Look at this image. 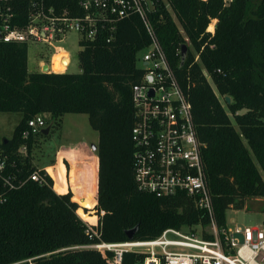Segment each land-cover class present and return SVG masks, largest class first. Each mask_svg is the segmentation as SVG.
<instances>
[{
  "label": "trees",
  "instance_id": "16d2710c",
  "mask_svg": "<svg viewBox=\"0 0 264 264\" xmlns=\"http://www.w3.org/2000/svg\"><path fill=\"white\" fill-rule=\"evenodd\" d=\"M69 2L76 0L61 4ZM153 5L158 39L204 144L213 218L222 228L228 208L264 198V0H153ZM212 19L217 21L210 31ZM109 35L105 27L93 40H80L78 73L30 72L27 45L0 42V112L21 115L12 135L0 140L6 155L0 177V199H5L0 200V264H113L114 250L91 245L129 240L131 229L133 240H148L166 228H204L211 221L185 191L157 196L139 188L132 86L143 76L137 56L150 39L137 15L117 21ZM183 44L188 49L180 64ZM39 113L49 114L53 126L66 113L87 114L98 132V172L96 157H86L81 178L76 159L59 152L57 163L46 167L52 177L41 168L44 182L27 180L38 169L32 161L37 136L22 134ZM24 143L25 153L19 150ZM63 159L70 162L68 176ZM93 206L97 216L83 209ZM203 236L212 238L205 231ZM146 256L126 251L120 264H152Z\"/></svg>",
  "mask_w": 264,
  "mask_h": 264
},
{
  "label": "built area",
  "instance_id": "2783aa9c",
  "mask_svg": "<svg viewBox=\"0 0 264 264\" xmlns=\"http://www.w3.org/2000/svg\"><path fill=\"white\" fill-rule=\"evenodd\" d=\"M61 1L64 0H0V42L25 43L27 50L30 43H37L39 49L54 48L57 53L61 49L54 44L62 42L71 31L79 34L80 42L82 39L93 40L99 29L106 27L110 39L117 21L139 16L150 42L138 59L143 76L132 86L136 113L132 128L135 179L141 190L157 196L185 191L211 218L204 228L201 225L186 229L166 228L154 239L101 241L91 246L102 252L114 250L116 264H120L124 252L132 250L146 252L145 262L152 264H264V224L261 227L239 224L230 227L226 224L218 228L213 218L202 157L204 144L198 138L191 104L158 39L150 14L153 0H76L66 5ZM68 65L67 57L62 72ZM44 66H47L46 72H54L52 62L51 66L41 63L39 71L43 72ZM204 74L212 82L210 74L207 71ZM46 114H36L27 121L22 134L24 139L42 134L48 126ZM19 150L25 153L26 144ZM5 167L6 155L0 150V177H3ZM29 179L44 182L40 169L28 175ZM203 231L212 238L203 236Z\"/></svg>",
  "mask_w": 264,
  "mask_h": 264
},
{
  "label": "rangeland",
  "instance_id": "374dc122",
  "mask_svg": "<svg viewBox=\"0 0 264 264\" xmlns=\"http://www.w3.org/2000/svg\"><path fill=\"white\" fill-rule=\"evenodd\" d=\"M168 8L171 11L174 20L179 25V22L169 5ZM216 21H217L216 19L211 20L208 26V30H210L209 27L211 24H213V29L210 31L214 30V22L216 23ZM79 39H80L79 34L74 31H71L67 33L65 39L62 42H57L54 44L56 47L58 46L57 48L62 49V51L60 52L68 53L69 65L67 66L66 71L69 73H78L81 71L78 55L82 47L79 44ZM39 48L40 46L37 43H30L28 45L27 68L28 71L30 72L39 71V67L41 63H47L49 66H51L52 57H53L52 55L56 53V49L54 48H51L50 50H44V49L42 50ZM142 52L143 51H139L137 56L138 59L141 58ZM42 54L43 56H41ZM137 64L141 65L140 60H137ZM53 67L54 66L52 64V69ZM210 83L213 89L216 91L214 84L212 82ZM219 98L221 102L225 105L223 97L219 96ZM20 117L21 115L18 112H0V140L3 137H10L12 135L13 129L20 120ZM46 119L48 123H50V125L53 124V121L50 118L49 114H46ZM58 124L59 125L56 126L52 125L51 131L46 136L39 135L36 137V144L32 149V161L33 164H35V166H37L38 169H41V167L45 165H48L46 167H49L50 165L54 166L57 163V157L59 152H61V154L66 156L70 155L75 157V155L77 154V152L75 151H77L78 149L77 144L79 143H81L80 145L86 143L87 147H85L86 145L84 146L86 150L89 151L90 153L91 152L94 153L91 150L90 143L93 142L94 144H96L98 140V132L90 126L87 114L66 113L61 117V124L60 123ZM62 145L64 147L66 145L67 146L70 145L68 147L69 151L67 153L64 149H61ZM71 147L72 149L70 150ZM80 158L81 157L78 158L76 157V161L81 171L80 177L84 178L85 174L82 173V171L85 172L86 161L84 162V160L82 161ZM63 162L67 173L66 175L68 176L70 171V162L67 159H63ZM94 206L90 209L89 208L86 209L88 212H91L92 214H95L97 216ZM226 219L227 221H229V223L232 224L236 223L239 225L261 227L264 224V198H254L247 201L245 208H240V209L228 208L226 210ZM113 263L116 264L114 260Z\"/></svg>",
  "mask_w": 264,
  "mask_h": 264
},
{
  "label": "crops",
  "instance_id": "0c3cea01",
  "mask_svg": "<svg viewBox=\"0 0 264 264\" xmlns=\"http://www.w3.org/2000/svg\"><path fill=\"white\" fill-rule=\"evenodd\" d=\"M212 20H214V19H212ZM214 25H215V22H214ZM60 51H62V49L60 50ZM60 51H58L57 53H59ZM56 53V54H57ZM62 53H64V52H62ZM60 72H62V71H60ZM98 141V140H97ZM93 143V142H92ZM92 143H90L91 145H92ZM81 143H79V144H77V146H78V149H77V151H75V152H77V154L75 155V159H76V157L78 158V157H81L80 159L83 161V160H86V157H87V159L89 158V157H91V156H95L96 157V161H97V172H98V157H97V155H96V152H94V153H90L89 151H87L86 150V148L85 147H87V145H86V143H82L83 145H80ZM94 144V143H93ZM80 145V146H79ZM86 145V146H85ZM96 145H97V142H96ZM70 145H66L65 147L62 145L61 146V149H64L65 151H66V153L69 151L68 150V147H69ZM76 146V145H75ZM85 146V147H84ZM81 148V149H80ZM72 149V147L70 148V150ZM64 152V151H63ZM80 160V161H81ZM46 166H48V165H45V166H43L44 167V169L46 170ZM43 167H41V168H43ZM49 167H53V166H49ZM97 176H98V174H97ZM71 189V186L69 185L68 186V189ZM67 192V191H66ZM63 193H65V192H63ZM77 202V201H76ZM226 224H227V226H230V227H232V226H234L236 223H234V224H232V223H229V221H227V219H226ZM257 227V226H256Z\"/></svg>",
  "mask_w": 264,
  "mask_h": 264
},
{
  "label": "water",
  "instance_id": "95a60500",
  "mask_svg": "<svg viewBox=\"0 0 264 264\" xmlns=\"http://www.w3.org/2000/svg\"><path fill=\"white\" fill-rule=\"evenodd\" d=\"M215 26H216V24L214 25V28H215ZM187 49H188V45L187 44H183L181 46V60H180V64H182L184 62V59H185L186 54H187ZM46 70H47V66H44L43 72H46ZM224 99L226 100V102H230V97L229 96L226 95L224 97ZM50 130H51V125L49 124L46 128H44L42 130V134L47 135V134H49ZM91 148L93 150H96L97 149V145L96 144H92ZM83 209L85 211H87L86 207H83ZM133 232H134V229H131V230H129L127 232V236H128L129 239L133 238Z\"/></svg>",
  "mask_w": 264,
  "mask_h": 264
},
{
  "label": "bare ground",
  "instance_id": "6f19581e",
  "mask_svg": "<svg viewBox=\"0 0 264 264\" xmlns=\"http://www.w3.org/2000/svg\"><path fill=\"white\" fill-rule=\"evenodd\" d=\"M213 29V24L210 26V30ZM67 57H68V53H62V52H59L57 54H54L53 57H52V64H53V71L54 72H60V71H63L65 70L66 68V64H67ZM56 69V71H55ZM59 69H62V70H59Z\"/></svg>",
  "mask_w": 264,
  "mask_h": 264
}]
</instances>
